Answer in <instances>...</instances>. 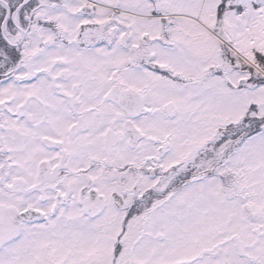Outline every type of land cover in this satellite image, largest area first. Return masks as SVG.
I'll use <instances>...</instances> for the list:
<instances>
[{
    "label": "snow or ice",
    "instance_id": "snow-or-ice-1",
    "mask_svg": "<svg viewBox=\"0 0 264 264\" xmlns=\"http://www.w3.org/2000/svg\"><path fill=\"white\" fill-rule=\"evenodd\" d=\"M0 264H264V0H0Z\"/></svg>",
    "mask_w": 264,
    "mask_h": 264
}]
</instances>
